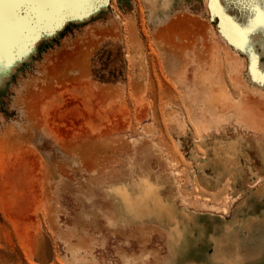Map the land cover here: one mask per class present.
I'll list each match as a JSON object with an SVG mask.
<instances>
[{"label": "rangeland", "instance_id": "obj_1", "mask_svg": "<svg viewBox=\"0 0 264 264\" xmlns=\"http://www.w3.org/2000/svg\"><path fill=\"white\" fill-rule=\"evenodd\" d=\"M38 1V17L29 7L18 17L28 41L0 49V264H180L212 255L211 234L213 264H263L259 183H215L190 158L208 155L200 141L223 131L264 140V87L231 24L209 0L165 21L172 0ZM221 1L233 22L247 12L264 22V0ZM169 52L182 61L171 72L161 63ZM141 182L204 228L198 256L175 257L165 225L104 219L108 188Z\"/></svg>", "mask_w": 264, "mask_h": 264}, {"label": "bare ground", "instance_id": "obj_2", "mask_svg": "<svg viewBox=\"0 0 264 264\" xmlns=\"http://www.w3.org/2000/svg\"><path fill=\"white\" fill-rule=\"evenodd\" d=\"M164 1L167 2L168 0H148L149 3L156 4V6ZM221 2V0H209V7L219 14L217 4L222 8ZM28 7V11L33 10L36 16L42 9L39 1L37 3H31V0H29ZM246 15L247 17H243L240 23L235 22L240 29L239 32L231 26L233 30V36L231 39L235 41L237 45H240L238 48L244 55V62L249 70V77L254 80L256 85H259L260 89H263L264 22L261 21L260 18L250 16L249 12H247ZM39 17L43 18L42 16ZM26 29V20L15 17L6 4L0 5L1 50L9 47L13 38L20 39L21 42L26 43L29 39L24 33V30ZM235 102L237 103V101ZM239 105L237 107H240ZM229 117L233 118V116ZM236 122L239 123V121ZM255 127H258V125ZM236 131L237 130L233 128L234 134H236ZM210 138L209 141L207 138L206 140L204 139L200 141V144L207 150L208 155L200 157L199 160L197 155L191 154L190 156L196 164L197 172L204 176V178L208 179L206 170H210L213 172V176L209 177V179L214 180L215 183L226 175L231 176L239 187L245 184L247 177L251 178V184L259 183L254 195L259 200H262L261 198L264 197V140H261L258 137L252 139L249 137L247 138L246 135L232 136L224 131L217 136V138L215 136ZM253 154L257 160L256 163L253 162ZM242 163H244V165H242ZM261 176L263 178L260 181ZM152 183L141 182L143 187L134 191L122 187H116L114 189L108 188L106 198L109 199V203L111 201V206L109 205V211L106 210L108 207L105 208L107 213L104 214V219L112 225H129L138 221H152L159 225H165L168 228V242L170 243L171 250L175 257L184 258L191 250L193 251L192 253H194V256H198L200 252L195 247L199 242L204 240V237H206L204 228L200 223L198 225V222L194 221L189 214L180 211L178 212V210L172 206V199L160 196L162 195L158 192L161 191L158 190L160 185L156 186L158 184L152 185ZM207 185H209V183ZM221 229L227 237H233V231L230 225L224 224ZM207 239V243H209L208 245L213 248L212 255H208L207 253L205 255L203 253L201 255L204 256L203 258L205 259L193 261L194 259L187 258L180 264H213V262L219 259V241L213 234L207 236ZM225 263L232 264L228 260H226Z\"/></svg>", "mask_w": 264, "mask_h": 264}, {"label": "crops", "instance_id": "obj_3", "mask_svg": "<svg viewBox=\"0 0 264 264\" xmlns=\"http://www.w3.org/2000/svg\"><path fill=\"white\" fill-rule=\"evenodd\" d=\"M200 1L201 0H172L171 1V6L168 9L162 10L161 13L157 12V14L159 13L158 14V17L160 19H162V20L165 21V19H166V17H165L166 16V11H172V10H175L176 11L177 9H179V10L182 11V5H184V4L186 5V9L189 12H192V11L194 12L195 9H196V6L198 4H200ZM180 18L181 19H177L176 20V23L178 25L179 24L182 25V16H180ZM163 25H164V23H163ZM163 27L160 28V30H162ZM162 35H165V32H162ZM177 42H179V38L176 40V43ZM181 45H182V43H181ZM166 54L163 55L164 58L162 57L163 60L161 61V63H164L165 69L169 70V72H171V70L178 69L179 68L178 66L182 64V61H180L179 59H177L178 58L177 55H175V54L173 55V53H170L169 52V54L167 56H166ZM159 64H160V62H159Z\"/></svg>", "mask_w": 264, "mask_h": 264}, {"label": "snow or ice", "instance_id": "obj_4", "mask_svg": "<svg viewBox=\"0 0 264 264\" xmlns=\"http://www.w3.org/2000/svg\"><path fill=\"white\" fill-rule=\"evenodd\" d=\"M38 0H31V3H37ZM89 3H94V0H88ZM6 4L8 9H10L11 13L15 17H23L24 16V9L29 6V0H0V5ZM246 6H249L246 0ZM250 6L255 7V4L252 3ZM217 10L219 11V15L221 16L222 19L227 20L231 26L236 29L238 32L240 31L238 25L235 24L231 20L230 17H228L225 14V10L223 8H220L219 5L217 4ZM264 15V13H262ZM237 47H240L238 44Z\"/></svg>", "mask_w": 264, "mask_h": 264}]
</instances>
